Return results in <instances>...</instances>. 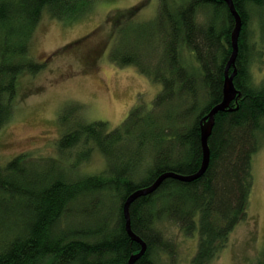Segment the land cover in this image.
<instances>
[{
	"label": "trees",
	"instance_id": "obj_1",
	"mask_svg": "<svg viewBox=\"0 0 264 264\" xmlns=\"http://www.w3.org/2000/svg\"><path fill=\"white\" fill-rule=\"evenodd\" d=\"M108 1L0 0V129L13 119L19 79L44 67L30 52L42 17L70 24L105 9ZM231 1L241 28L229 74L236 71L233 84L240 97L230 103L231 111L216 113L208 165L199 178L167 177L155 192L130 205V228L146 244L135 264H155L158 252L171 254L172 246L158 228L163 222L187 236L197 231L192 264H207L246 218L251 159L264 141V81L256 85L251 76L256 58L264 55V0ZM159 5L148 25L138 14L132 17L135 10L117 14L114 47L108 53L117 67L145 71L151 83L161 86L151 108L134 107L108 133L106 123H85L79 105L73 104L59 118L63 127L70 123L67 119L74 124L66 126L56 145L59 152L78 155L67 160L66 173L56 172V159L39 161L40 167L20 155L0 165V264H127L140 245L125 231L126 198L161 175L186 177L199 171L200 125L222 102L235 20L223 0H160ZM253 25L262 41L258 48L248 40ZM132 39L156 58L155 68L143 62ZM158 49L160 57H155ZM94 151L105 159L103 170L78 172ZM253 263L264 264V252Z\"/></svg>",
	"mask_w": 264,
	"mask_h": 264
},
{
	"label": "rangeland",
	"instance_id": "obj_2",
	"mask_svg": "<svg viewBox=\"0 0 264 264\" xmlns=\"http://www.w3.org/2000/svg\"><path fill=\"white\" fill-rule=\"evenodd\" d=\"M159 4L160 0H109L105 9L95 10L70 24L52 20L48 15L42 17L30 42V52L36 62H45L44 67L35 76L24 75L19 79L13 119L0 129V165L23 155L28 157V162L34 160L40 167L44 165L39 161L59 160L52 166L56 172L66 173L67 160L76 159L78 155L75 151L59 152L56 145L66 126L74 124L67 119L70 123L63 127L59 118L73 104L79 105L85 123H106L108 133L118 128L134 107L151 108L161 86L151 83L145 71L131 66L117 67L108 53L114 47L111 46L114 43L112 30L117 14L135 10L132 17L138 14V20L145 18L148 25L156 19ZM201 21L202 18H198V22ZM259 39L257 25L251 26L249 43H256L258 48L262 44ZM130 43L140 50L143 62L156 67V58L144 54L137 41L132 39ZM156 51L155 57H160L161 50ZM251 76L256 85L264 81V55L256 58ZM258 147L251 159L253 182L246 218L233 228L226 245L207 264H254L264 252L263 140ZM85 161V165L78 166V172L98 174L105 166V159L97 151ZM158 228L172 250L170 255L158 252L155 264H192L198 247L197 231L187 236L168 222ZM42 264L50 263L47 260Z\"/></svg>",
	"mask_w": 264,
	"mask_h": 264
},
{
	"label": "water",
	"instance_id": "obj_3",
	"mask_svg": "<svg viewBox=\"0 0 264 264\" xmlns=\"http://www.w3.org/2000/svg\"><path fill=\"white\" fill-rule=\"evenodd\" d=\"M223 1L226 2L235 20V25L231 33L232 52H231L230 59L227 63V66L225 68L224 83H223V89H222V102L218 104L217 106H215L213 109H211V111L201 121V125H200L201 126L200 127L201 129L200 141H201V147H202L201 167L199 171L192 176L185 177V176L175 175L172 173L161 175L149 186L140 188L134 191L126 198V200L124 201L122 205V215H123L124 222H125V231L132 241L140 245V251L135 255H131L128 259L127 264H135L136 260H138L139 257H141L146 251L145 242L141 240L138 236H136L130 228L129 210H130V205L132 204V202H134L136 199L142 196L149 195L155 192L158 189L159 185L161 184L162 180L167 177H171V178H174L180 181H185V182H190L192 180L199 178L203 174V172L205 171L208 165L209 155H210L209 148H208V138L214 126L216 113L223 112V111H231V109L229 108L230 103L234 100H237V98L240 97L239 91L235 89L234 84H233V78L236 75V71L233 70V72L229 74V69L230 67H234V63H235V58H236L237 49H238V37H239L240 28H241V19L238 13L235 11L232 1L231 0H223Z\"/></svg>",
	"mask_w": 264,
	"mask_h": 264
},
{
	"label": "flooded vegetation",
	"instance_id": "obj_4",
	"mask_svg": "<svg viewBox=\"0 0 264 264\" xmlns=\"http://www.w3.org/2000/svg\"><path fill=\"white\" fill-rule=\"evenodd\" d=\"M142 20H144V22H147V21H146L147 19H145V18H144V19H142ZM133 47H135V46H133ZM139 47H140V46H139ZM135 58H137V57H135Z\"/></svg>",
	"mask_w": 264,
	"mask_h": 264
}]
</instances>
